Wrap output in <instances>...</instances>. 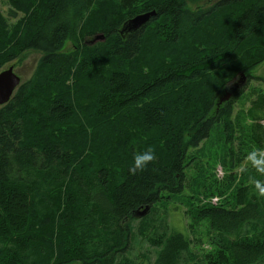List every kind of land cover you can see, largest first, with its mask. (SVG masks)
I'll return each mask as SVG.
<instances>
[{
  "label": "trees",
  "instance_id": "1",
  "mask_svg": "<svg viewBox=\"0 0 264 264\" xmlns=\"http://www.w3.org/2000/svg\"><path fill=\"white\" fill-rule=\"evenodd\" d=\"M9 3V16L22 17L10 26L0 14V69L20 65L25 52L41 57L0 107V264H132L124 255L134 223L157 247L154 264H181L191 242L181 233L157 237L150 224L162 201L183 193L189 167L207 178L189 151L218 126L230 146L220 161L224 182L233 186L248 147L228 133L250 72L264 62V0ZM151 11L147 25L120 34L127 20ZM97 35L104 40L85 42ZM241 74L246 84L233 91ZM260 106L264 114V98ZM254 130L262 143L264 127ZM149 146L155 160L133 173L134 150ZM246 182L243 172L236 208L227 199L200 205L214 191L189 199V227L204 220L219 237L208 264H264V231L240 237L264 222ZM146 207L145 217L134 216Z\"/></svg>",
  "mask_w": 264,
  "mask_h": 264
},
{
  "label": "rangeland",
  "instance_id": "2",
  "mask_svg": "<svg viewBox=\"0 0 264 264\" xmlns=\"http://www.w3.org/2000/svg\"><path fill=\"white\" fill-rule=\"evenodd\" d=\"M9 12H14L9 0H0V14L6 18L10 26H15L22 14L18 12L16 18H11ZM92 39L87 38L85 42L89 43ZM71 49L72 43L67 42L64 51H70ZM40 57L38 53L25 52L23 62L20 65L16 66L18 63L13 61L4 65L0 71L13 66L22 83L30 79ZM250 75L249 84L245 86L243 94L233 106V128L228 133L234 140L235 146L237 142H241L246 145L245 147H248L244 159L233 170V176L235 177L233 186L228 190L224 182L229 173H225L220 161L225 158L227 149L230 146L223 128L218 126L212 131L209 140L200 146V149L189 151V156L196 158L195 163L197 160H201V171L207 175V178H203L202 174H199L193 166L189 167L183 193L179 195L178 199L169 202L162 201L157 207L158 212L154 215L150 224L153 228L152 233L155 231L157 237L181 233L191 242L190 252L181 264H208L205 256L214 250L219 241L218 234L211 230L209 224L204 220H200L194 228L189 227L192 223L187 215L191 210L188 203L191 197L197 196L195 193H198V191L206 194H208L206 191L216 192L215 195L210 197H200V205L217 206L221 201L227 199L228 207L236 208L238 187L242 185L239 181L242 173L245 172L247 176L245 185L248 188L247 199L257 202L264 209V141L256 144L254 130L255 125L258 124L264 127V114L260 106L264 98V62L253 68ZM208 163L212 164L214 169L206 173ZM209 176L212 178L208 179ZM196 184L206 185L207 187L199 189ZM218 192L221 193V196L217 195ZM133 226L130 249L124 255V258L132 264H154L157 247L148 242L150 237L147 236V239L138 235V223H134ZM252 227L249 226L242 230L240 237L255 236L264 231V222L259 221L255 228Z\"/></svg>",
  "mask_w": 264,
  "mask_h": 264
},
{
  "label": "water",
  "instance_id": "3",
  "mask_svg": "<svg viewBox=\"0 0 264 264\" xmlns=\"http://www.w3.org/2000/svg\"><path fill=\"white\" fill-rule=\"evenodd\" d=\"M156 15L155 11L147 12L144 14L137 15L132 19L127 20L120 31V34L123 33H134L138 31L141 27L147 25L151 18ZM103 35L95 36L91 41L90 45H94L99 41H103ZM21 84L20 77L15 73L13 66L8 67L7 69L0 72V107L6 105L12 98L15 90ZM246 84V77L244 74H241L240 79L237 82L232 84L233 91H238L242 89ZM231 97L230 92H226L219 100V103H224L228 101ZM149 207L144 208L143 210H138L135 212L134 216L136 218H143L149 213Z\"/></svg>",
  "mask_w": 264,
  "mask_h": 264
},
{
  "label": "clouds",
  "instance_id": "4",
  "mask_svg": "<svg viewBox=\"0 0 264 264\" xmlns=\"http://www.w3.org/2000/svg\"><path fill=\"white\" fill-rule=\"evenodd\" d=\"M156 158V151L152 146L145 148L143 151H135L130 162V170L135 173L143 172L148 164Z\"/></svg>",
  "mask_w": 264,
  "mask_h": 264
},
{
  "label": "bare ground",
  "instance_id": "5",
  "mask_svg": "<svg viewBox=\"0 0 264 264\" xmlns=\"http://www.w3.org/2000/svg\"><path fill=\"white\" fill-rule=\"evenodd\" d=\"M123 26V25H122ZM121 29H122V27H121ZM121 31V30H120Z\"/></svg>",
  "mask_w": 264,
  "mask_h": 264
}]
</instances>
